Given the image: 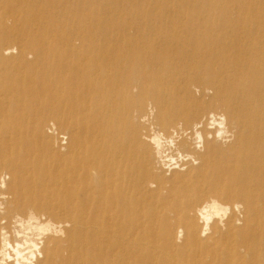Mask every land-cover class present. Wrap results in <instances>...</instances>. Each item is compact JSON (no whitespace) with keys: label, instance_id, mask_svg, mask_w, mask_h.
Wrapping results in <instances>:
<instances>
[{"label":"bare ground","instance_id":"1","mask_svg":"<svg viewBox=\"0 0 264 264\" xmlns=\"http://www.w3.org/2000/svg\"><path fill=\"white\" fill-rule=\"evenodd\" d=\"M87 1L47 0L54 15L47 17L40 0H0V52L10 49L3 50L8 42L30 41L19 50L18 60L0 61V167L13 172L5 190L10 199L3 201L0 215L8 222L3 226L11 231L12 219L20 216L18 210L38 205L36 196H45L38 188L54 187L61 204L69 209L72 228L63 243L49 242L43 252L44 264H264V0H197L193 6L184 5L185 13L197 16V22L188 27L189 34L196 28L203 39L176 41L178 46H193L188 51L193 68L183 84L186 97L194 99L195 89L204 96L214 90V98L233 104L228 118L238 124L241 133L232 165L226 167L217 158L214 131L213 139H207L210 114H215L217 122L226 115L208 110L211 102L199 100L191 110L178 114L184 123L175 124L174 117L163 111V88L160 84L153 87L165 136L172 137L176 130L180 137H173L176 148L172 154L191 155L200 162L201 181L195 189L186 177L176 178L167 188L168 179L156 172L161 166L154 148L143 139L158 131L151 127L150 135L141 133L126 118L144 107L142 93L151 92L147 84L162 71L154 66L143 78L119 77L112 55L113 45L120 41H75L83 29L87 31ZM140 22L152 29L159 27L149 18ZM62 29L70 33L61 37ZM29 51L36 55L32 61ZM89 55L91 75L86 83L80 72ZM200 55L205 56L197 60ZM205 61L208 68L200 69ZM172 66L166 63L163 69ZM108 79L120 83L113 96L106 87ZM86 94L94 105L88 121L70 122L68 116H78L79 100ZM119 97L129 100L123 114L115 112ZM41 100L44 104L34 116L32 133H42V119L51 104L60 125L73 132L68 152L52 157L54 165L45 162L41 166L36 158L31 160L37 148L29 144L21 126L26 118L23 112ZM98 100L101 104L96 105ZM201 122L205 146L198 151L192 129ZM7 150H11L10 157ZM224 173L236 187L245 217L239 226V219L226 221V230L213 223L211 234L202 238L197 209L212 199L219 201L202 195V187L209 183L217 189ZM149 206H155L157 214L145 211ZM30 212L40 217L32 208ZM180 228L183 239L179 245ZM214 237L220 240L212 244ZM17 242L23 239L13 237V243Z\"/></svg>","mask_w":264,"mask_h":264},{"label":"rangeland","instance_id":"2","mask_svg":"<svg viewBox=\"0 0 264 264\" xmlns=\"http://www.w3.org/2000/svg\"><path fill=\"white\" fill-rule=\"evenodd\" d=\"M87 2V15H89L90 20L88 25H86L87 31H84L83 29V33H81L79 37L81 40L77 37L75 41H120L118 44L113 45V50L115 52L112 55L113 64L121 70H119V77L132 78L135 76L143 78L144 75L150 74L149 71L152 70L154 66L158 68V70L162 71L154 82L147 84L151 92L146 91L142 93L145 99L144 107L141 110H134L130 112L126 117L128 121L134 123L138 127L141 133L150 135L152 128L158 132L164 133L166 131V128L162 127L159 123L160 107L158 106V102L156 100L155 90H153V87L156 84H160L165 93V106L163 111L168 116L172 118L174 117L175 124H183L184 120L180 119L178 114L182 111L190 109V107H193L194 103L199 100L209 103L211 102L208 110L224 114L228 118L229 109L233 107V104H229L222 98H214V90H210L211 94H209L208 91L206 96H204L203 93H199V95H197L195 92L194 99L186 97V93L183 90V84L186 81V77L189 75L187 72L190 68H193L191 66V59L193 56H191V59L188 56V51H190V46L192 45L190 44L187 47L186 45L178 46L181 44L176 41H202L201 39L203 38L199 35L196 28H194V34L191 33L190 35L188 32V27L197 22V16L185 13L184 11V5L187 6L188 4L189 6H193L197 3V0H88ZM40 5L42 6L41 11L45 16L47 15V17H50L52 15V17H54L52 9L49 10L50 8L47 4V0H40ZM174 11H177V14H173ZM140 17L143 18L139 20ZM147 18L156 22V26L159 27L152 29L151 26H148L146 23L140 22ZM159 18H161V21ZM20 19L21 22L24 20L22 18ZM11 21L12 19H10L8 23L11 24ZM69 33L70 29H62L59 35L63 37ZM29 42L30 41H24V39H22V41H11L3 45V50L7 48H15L17 49V54L5 55L4 51H1L0 61L5 58L12 61L18 60L17 57H19V50L22 46L28 44ZM123 42L124 44H122ZM29 52L30 54H28V60L32 61L36 58V55L34 51L33 53H31L32 51ZM29 56H31V59H29ZM47 56L53 58V53H48ZM203 56L205 55L198 56L197 60H200V57ZM91 62L92 57L90 55L84 57L82 63L84 68L80 72V77L84 79V82L86 83L90 82L89 77L91 75V71L88 67H90ZM166 63H171L173 66L171 69L164 71L163 67ZM208 65V61H205L200 69L205 68L206 70ZM194 68H196V66H194ZM219 68L220 65L217 64L216 69L220 70ZM119 85L120 83L115 82V84H113V82L108 79L106 87L113 96V90H117ZM91 88L93 92V87L91 86ZM127 103H129V100L126 97H119L116 102L115 112L123 114ZM43 104V100H41V102L30 104L26 111H21L25 113L26 117L22 121L23 124L21 125V119L18 121V124L23 127V130L26 133L25 135L28 136L27 140L29 144L33 147L36 146L37 148V153H32L30 157L31 160L36 158L39 161V164L41 163V166L44 165L45 162H50L54 165L52 162L53 156L66 154L70 148L73 135L72 128L60 125L56 119V116L54 115L55 111H53V104L48 106L49 110L45 113L46 115L42 119V133L39 135H34L32 133L34 116L41 112L40 107ZM79 104L81 110L79 111L78 116L74 115L73 117H68L72 123L85 124L88 121L89 116L91 115V109L94 106L92 105L91 96L86 94L81 100H79ZM98 104H101L99 100L96 105ZM149 106H151V109L155 110L154 116L150 115ZM144 115L148 117V120L145 123H141V117ZM227 128L230 132L235 134V139L231 143L224 144L216 139L212 140V142L216 147L217 158L221 159L220 162H224V166L229 167L234 163L233 157L235 156H233L232 153L237 150L240 145L241 132L238 124L234 121L231 122L229 118ZM65 137L67 138L66 145L63 143ZM10 152L11 150H7V155L9 157L11 156L9 155ZM45 157H51V159L48 161ZM149 159L151 164L152 157L150 156ZM184 163L187 165L186 170H175L171 173V175L165 174V170L162 167L158 168V171H156L158 174L163 175L166 179H168V183L166 185L168 189L178 177H186L189 184L193 186L195 184L194 189L197 188L201 181L197 170L200 164L194 166L191 160ZM184 163H182V167H184ZM0 173L11 177V179L7 181V186L10 185L13 180V172L11 169H2L0 167ZM220 180L222 184L215 190L209 183L204 184L201 194L205 197H217V199L225 205H234L237 203L241 204V199L236 193V187L234 185L232 186L230 182V176H227L224 173ZM38 191L44 192V195L47 196V198H45L43 194L38 195V197L36 196L37 206L29 207L27 205L23 209L18 210L17 214L21 217L27 218L28 211L32 208L39 216H44L47 220H52L53 223L70 225L63 227L65 232V236L63 238L56 236H49L46 238L43 247V252H45L49 242L59 240L63 243L66 240L67 235L72 228V217L69 209L61 204L62 200L57 196V194H59L57 188L41 187L38 188ZM162 195L166 196L167 191H164ZM41 204H43V206H40ZM145 211H148L151 214L155 211L157 214V208L155 206H149ZM241 212L243 213L244 219V209L241 210ZM236 219H241V217L233 210L227 222L229 220L235 221ZM174 231H176L175 228ZM218 240H220V237H214L210 240V242L213 244ZM178 244L180 245V243ZM44 262L45 256L43 259H39L37 264H44Z\"/></svg>","mask_w":264,"mask_h":264},{"label":"clouds","instance_id":"3","mask_svg":"<svg viewBox=\"0 0 264 264\" xmlns=\"http://www.w3.org/2000/svg\"><path fill=\"white\" fill-rule=\"evenodd\" d=\"M5 55L17 54V49L12 48L5 50ZM31 59V56H29ZM197 95H199V89H195ZM209 94L210 90H209ZM150 108V115H155V110ZM148 117H142L141 123L147 122ZM217 118L215 114H210V120L208 123L207 139H213V131L215 132V139L221 141L224 144L231 143L235 139V134L230 132L227 128V118L223 115ZM182 129V125L178 126ZM203 128V122L193 125L192 131L194 132L195 148L198 151H203L205 146V136L199 129ZM218 129V130H217ZM187 135V133H185ZM176 130H173L172 137L165 136L163 132L155 133L151 136H144L148 143H150L155 151L156 159L159 161L160 166L165 170V174L171 175L175 170H186V161L191 160L194 166L199 165V160L195 159L191 155H184L180 152L172 154V150L176 148ZM180 138V137H177ZM64 144H67V138H64ZM64 150V149H62ZM179 161V162H178ZM184 163V167H182ZM11 179L3 173H0V215L4 211V203L10 199L6 194L7 181ZM150 187H155L151 184ZM242 204L224 205L219 201L212 199L209 203L203 205L200 209H197L198 222L203 225L201 230V237L206 238L211 234L213 223H219V226L226 230L229 216L232 211L235 210L241 219L236 223L239 225L243 219V213L241 209ZM8 223L6 220L0 219V264H37L38 259H43V247L44 242L49 236H56L63 238L65 233L63 227L70 225H56L52 221L47 220L46 217H37L34 213H29L27 218L16 216L12 219L10 229L5 228L3 225ZM178 231L177 243H181L183 239V229ZM13 237L17 241L23 239V243H13Z\"/></svg>","mask_w":264,"mask_h":264}]
</instances>
